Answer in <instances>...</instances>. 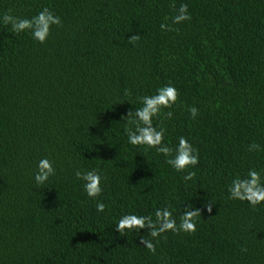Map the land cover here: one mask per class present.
<instances>
[{"label":"trees","instance_id":"obj_1","mask_svg":"<svg viewBox=\"0 0 264 264\" xmlns=\"http://www.w3.org/2000/svg\"><path fill=\"white\" fill-rule=\"evenodd\" d=\"M181 3L191 20L172 25ZM41 6L62 20L44 44L0 26V264H264V207L226 191L233 174L264 170V0H0L21 17ZM169 82L173 115L153 123L198 149L192 181L124 133L137 97ZM42 157L56 174L38 188ZM81 167L103 172L104 213L75 179ZM184 199L212 212L192 234L165 233L154 254L113 229L130 210L178 217Z\"/></svg>","mask_w":264,"mask_h":264},{"label":"clouds","instance_id":"obj_2","mask_svg":"<svg viewBox=\"0 0 264 264\" xmlns=\"http://www.w3.org/2000/svg\"><path fill=\"white\" fill-rule=\"evenodd\" d=\"M191 20L188 5L181 3L175 9V15L171 18L172 25H180ZM62 20L48 6H41L35 15L18 16L12 14L11 10L0 12V26H6L8 31L15 35L27 34L38 44H44L49 38L51 29L54 26H61ZM162 31H173V28L165 23L160 24ZM139 39V35H131L128 38L130 43ZM127 94V92H125ZM178 90L171 83L158 86L153 94H146L137 97L140 107L135 111H129L127 116H122L126 122L124 133L127 143L133 148L141 146L147 149H154L157 155L164 158V163L174 172L183 174V181H192L195 169L200 162L199 151L183 135L171 143L166 139V128L161 123L154 124V120L162 121L171 119V109L178 100ZM188 113L192 118L198 114L196 107H188ZM249 152L260 150V145L252 142L248 145ZM55 162L48 157H42L36 161L35 171L32 180L36 187H41L49 182V179L56 174ZM73 175L80 182L84 195L94 203L97 213H104L106 205L100 197L104 191L105 177L103 172L97 168H77ZM227 199L239 201L248 207L256 209L264 207V170L249 167L246 171L233 174L226 186ZM177 217L176 210L168 205L155 208L149 214L139 213L130 210L121 213L115 220L113 229L124 236L133 233L138 238V246L146 249L149 253L156 252V242L164 238V234L187 233L192 234L197 230V218L201 212H212L213 203L207 201L201 207L188 203ZM141 230H145L141 234ZM145 234L149 239H145Z\"/></svg>","mask_w":264,"mask_h":264}]
</instances>
